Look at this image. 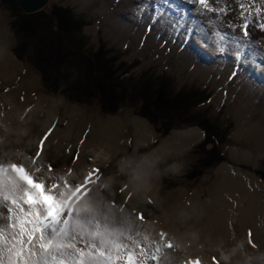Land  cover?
Listing matches in <instances>:
<instances>
[{
	"label": "rangeland",
	"instance_id": "374dc122",
	"mask_svg": "<svg viewBox=\"0 0 264 264\" xmlns=\"http://www.w3.org/2000/svg\"><path fill=\"white\" fill-rule=\"evenodd\" d=\"M104 1L49 0L46 13L51 18L53 11L68 6L74 17L73 21L79 23L82 39L79 33L77 38L84 45L76 52L74 44H70L71 40L67 41V38L63 39L66 34L61 32V40L55 37L48 44L40 47L35 45L31 50L33 52L28 54V47L27 52H21L16 35L15 16L9 12L10 3L0 0V57L5 55L9 59L7 66L0 64V87H3L0 89V107L6 109L5 104L10 107L6 109L7 114L0 115L5 127L13 133L10 138L0 136V178L4 180V186L0 190V203L13 197L21 198L25 190L11 178L13 165L26 167L42 181H60L63 184L59 189L60 202L67 209L68 215L62 223H54L51 241L56 245L64 244L65 249H61L60 256L65 259L66 264H74V261L79 264L76 261L79 251L76 249L77 244L98 245L97 250L108 249L111 257L106 259L91 255L85 258L84 264H117L115 249L119 250L120 245L127 246L128 242H131L129 247L132 249L139 248L143 243L149 252L156 254L155 264H169L170 259L178 261L183 256L199 259L202 264H214V259L218 264H264V158L245 160L232 154L234 149L247 148L251 138L254 145L258 139H262L264 146V121L256 124L255 131L248 133V139L246 134L235 135L241 128L237 116L238 106L252 95L253 89L242 98L230 96L232 83L237 75L232 73L225 79L223 66L210 70V74L205 73L206 68L196 69L195 63L200 62L201 57L196 52L190 53L187 50V45L194 36L192 37L190 31L189 34H183V30L187 28L184 23H179L176 27L174 41L172 39L169 48L166 51L161 50L160 42L167 44L169 40L164 35L171 20L159 22L161 26L157 31H152L151 27L152 24L156 25L155 19L164 13L162 10L156 13V18L148 17L143 24L140 19L134 18V24L129 27L119 12L120 0L105 8L108 13L118 11L112 14L113 22L107 21L106 14L98 10L103 7ZM250 4L255 13V2ZM261 4L263 6L264 1ZM263 18L264 15L261 19ZM17 19L21 20V16ZM145 27L149 28L148 34L143 33ZM171 35L172 31H169L167 36ZM71 37L72 35L68 39ZM163 37L165 40H162ZM180 37L181 44L175 47ZM219 44L214 50L232 55L239 63L241 60H253L257 57L252 53L249 43L237 44L239 46L236 45L238 49L235 53L227 43ZM63 50H73L76 54H67L61 66L64 70L65 65H69L70 77L75 79L77 88L82 90L84 87L83 93L78 94L70 88H64L60 81L66 75L62 77L60 66L54 70L51 81L47 78V71L54 64L53 60L56 62V58L60 57L59 51ZM89 60L98 67L94 75L90 74ZM100 62L109 76L99 69L102 68L99 66ZM262 62L259 63L260 66L264 64V60ZM108 67L111 70L108 71ZM114 71L117 72L115 78L118 79L110 74ZM143 73L155 77L154 82L160 78L170 80L172 103L176 105V108L169 107L173 108L170 117V109L166 110L165 105L156 108L152 101L146 100L143 93L133 88L127 89L119 97L124 89L119 86L122 85V79H128L127 86L132 87ZM159 83L163 81L160 80L157 85ZM20 85H26L30 90L22 88L20 93L24 97L17 99L15 93L19 91ZM193 92L201 99L197 105L189 109L178 105V98ZM107 94L110 97L107 100L109 103L103 101ZM31 97H34V101ZM71 110L75 111L73 129H69ZM257 111L254 108L249 110L242 122L246 123ZM34 112L38 115L35 120L32 117ZM141 113L149 117H144ZM194 116L196 120L191 118ZM202 117L209 126H216L209 138H206L204 130L195 125ZM133 118L147 123L152 134L148 143L136 146ZM173 119L175 122L190 124L181 128L170 126ZM43 121L44 124L46 121L44 128L38 125ZM247 127V124L243 126L241 133L246 132ZM198 128V137L189 145L171 150L152 161V166L148 164L151 153L175 131L186 132ZM50 129L54 131L45 144L43 155L33 160L32 155L37 152L41 138ZM112 133L117 138L115 151L107 150L105 145ZM21 135L24 138L19 139ZM12 137L16 139L12 140ZM77 155L79 159L74 160L73 157ZM217 155L218 159H213ZM48 165L55 171H44ZM223 165L231 167L236 186L247 187L245 204L251 214L254 210L253 218H250L245 228L242 225L243 230L239 229L237 219L228 222L232 228V232L228 229L230 233H226L221 226L210 230L207 226L210 219L199 210L205 207L204 200L212 195L221 199H232L231 195L234 193L219 195L215 192L221 182L217 181V170ZM92 168L100 169V176L83 194L79 189L74 190L65 183L83 184ZM241 181L243 184L239 185ZM255 197L260 201L257 204ZM133 211L142 212L147 218L146 221H136L132 217ZM1 219L8 223L2 214ZM161 231L175 247L172 250L162 248L157 253L156 248L159 245H154V241L159 240ZM179 233L183 237L181 241L177 239ZM227 234L230 236L229 243ZM88 251L91 252V248ZM120 251L123 253V248ZM44 258L45 254L41 253V260ZM123 260L124 257L121 256L119 264ZM149 260L150 258L143 262L134 257V264H149ZM51 264L58 262L52 261Z\"/></svg>",
	"mask_w": 264,
	"mask_h": 264
},
{
	"label": "bare ground",
	"instance_id": "6f19581e",
	"mask_svg": "<svg viewBox=\"0 0 264 264\" xmlns=\"http://www.w3.org/2000/svg\"><path fill=\"white\" fill-rule=\"evenodd\" d=\"M108 1H110V3H108ZM114 1L117 0H105L103 2V7H99L98 9L99 12L106 14V20L111 22H113L114 20L113 18L114 16L112 17V14L118 13V11H113L111 13H108L106 12L105 8L107 6L113 5ZM253 1L255 2L256 8L261 9L260 13L257 12L254 13L253 7H251L252 4H250V2ZM262 1L264 0H235V2L233 3V0H216V5H215L216 10L215 11L210 10L207 11L206 13L203 6L198 5V3L195 2V0H192V2H189V0H120L119 2L118 1L117 2L119 3V7H120L119 12L120 14H122L121 17H123V21H127L129 27H131L134 24L135 21L134 18L140 19L141 24H143L144 20L148 19V17L154 19L156 18L155 17L156 13H158L161 10H162L161 12H164L160 18L155 19L156 25L154 26L152 24L151 27L152 31H157L159 29L158 27L161 26L160 23H162V21H164L165 19L171 20L169 26L167 27V32L164 35V37L169 38V40L166 42L167 44H164L162 41L160 42V48L161 50L164 51H166L169 48V45L172 43V39L174 41V33L176 32L175 29L178 26V24L184 23L187 26V28L183 30V34L184 35L189 34L188 32L190 31L192 32V37L194 36L192 38V42L187 45V50L191 51L190 53L196 52L195 54H198L197 56L201 57L200 62L195 63L196 69L206 68L207 71L205 73L210 74L211 73L210 70L216 69L217 66H223L224 67L223 71L226 74L225 79H227L230 76V74L233 73V68L235 66V71L238 73V75L236 76L234 82L232 83L230 96L235 95L242 98L243 95L249 93L251 88L253 89L252 95L248 99L243 100L241 105L238 106L237 116L239 117L240 120L239 121L241 126L240 129H242L243 126H245L246 124L248 125L247 127L248 129L246 132L243 133H241V130L238 129L235 133L236 136H241L246 134L248 139V133L255 131L256 128L255 126L259 121L260 122L264 121V71L261 70L259 64V63H263L262 61L264 60V28H261L259 26V22L264 20V18L261 19L262 15H264V5L261 6ZM237 5H239L238 8ZM194 8L197 9V11L193 12ZM131 18L132 20H130ZM253 21L257 22L255 27H257L258 29L252 26L251 23ZM244 24H249L250 26L249 27L250 34L248 36H243L242 34ZM169 31H172V35L170 37L167 36V34H169ZM143 33L148 34L149 28L145 27ZM164 37L162 38V40H165ZM181 41H182L181 37L180 40L177 39V42L175 43V47L180 45ZM219 43L221 44L227 43V45L230 46L231 48L230 50L233 53H235L236 50L238 49L237 46L239 45L237 44L249 43L252 48V53H255L257 57H254L253 60L249 58L247 60H241L242 62L239 63L238 61H236V59H234L232 55L230 56L227 53L222 54L217 52L219 50H214L215 48H217ZM225 51L227 50L225 49ZM8 62L9 59L5 55L0 57V64L3 63L7 66ZM1 72L2 74H4V71ZM206 74L204 75L206 76ZM1 76L3 77V75ZM253 85L255 88L253 87ZM31 87H33V84L31 85ZM22 88L26 90H30L29 88L26 87V85H20L19 91L15 93V97L17 99H20V96L22 98L24 97L20 93V90ZM0 89L2 90L3 87L1 86ZM31 100L34 101V97H31ZM4 107L7 110L10 109L8 104H5ZM49 108L50 109L52 108L51 105H49ZM252 108H254L255 110L258 109V111L254 114L255 115L254 117L252 114L250 118L247 119V122L243 123L242 120L245 118L246 114ZM6 109L0 107V113L7 114L8 112ZM73 110H71L72 117L69 123V129L73 127V123H74L73 118L75 111L73 112ZM33 114L32 117L33 120H35V118L38 115L35 112ZM1 117L2 116L0 115V136L1 137L7 136L10 138L13 133L11 132V130H8L5 127L3 120H1ZM45 124L43 121V123H40L38 125L44 128ZM132 125H133L134 141H136V146H139L138 144L140 143L143 144L148 143L151 139L152 134L149 130L147 123L138 118H133ZM258 125H260V123ZM198 135H199L198 129H192L186 132L175 131L173 134H171L168 137L167 140L164 139L160 144V146L151 153V155L149 156L150 160L148 164L152 166L153 165L152 161H155L159 157L161 158L171 150H175L177 148L181 149L182 146L189 145L193 140H195L198 137ZM20 138L21 139L24 138L23 135H21L19 139ZM15 139L16 138L12 137V140ZM109 139L110 140L107 141L105 144L107 146L106 149L107 150L112 149L113 151H115L117 148L116 146L117 138L112 133L110 134ZM251 141L252 138L250 139L249 143H247L248 147L244 148V150L243 149L232 150V154H234L233 156L236 155L241 156L245 160L253 159V158L255 160H258L264 158V146L262 139H258L256 141L257 144L255 145L253 144V142L251 143ZM217 175H218L217 181L221 180V182L217 185L215 192H217L219 195H223L226 192L234 193V194L231 195L232 199H227V198L221 199V197L219 196L215 197L212 195L206 200H204L203 203H205V207L200 208L199 210L202 211L201 214L202 213L205 214L206 218L210 219L211 222L207 223L208 228L213 231L217 229L219 226H221V228L226 233H230L229 231L232 232V228L228 222L232 221V219H237L239 229H242V225H244L245 228L250 218H253V212H254L253 210L251 214V211L249 210L248 206L245 204L247 203V193H246L247 187L243 188L241 186L235 185V182L232 177V169L227 165H223L222 167H220L217 170ZM148 176L150 177L149 173ZM240 184H243V182L241 181L239 185ZM236 192H239L238 195L235 194ZM195 201L199 202L198 200ZM254 201L256 204L257 202H260L257 197H255ZM197 213L199 214V212ZM158 220L159 218L157 219V221ZM6 226H7V222L1 219L0 227L6 228ZM8 231H12V230L9 229ZM227 237H228L227 241L229 243L230 242L229 234H227ZM158 239H160V237ZM177 239L179 241L183 239L180 233L177 236ZM234 250L237 251V249ZM171 258H173V256H171ZM146 259H149V257L142 258L141 260L145 262ZM193 260L194 259L191 256L189 257L183 256L182 258L178 259V261H176L175 259H170L169 264H186V262Z\"/></svg>",
	"mask_w": 264,
	"mask_h": 264
},
{
	"label": "snow or ice",
	"instance_id": "6c2138e0",
	"mask_svg": "<svg viewBox=\"0 0 264 264\" xmlns=\"http://www.w3.org/2000/svg\"><path fill=\"white\" fill-rule=\"evenodd\" d=\"M189 2H192V0H189ZM195 2L203 6L205 13L210 10H216V0H211V3L210 0H195ZM234 2L235 0H233ZM238 7L239 5H237ZM195 11L197 9L194 8L193 12ZM255 11L260 13L261 9L256 8ZM256 23V21H253L252 26L255 27ZM259 26L264 28V20L259 22ZM249 27V24L243 25V36L250 34ZM260 67L264 71V64H261ZM233 74L238 75L235 71V66ZM53 131L54 129H50L41 138L37 146V152L32 155L33 160H37L38 157L43 155L45 144ZM73 159L78 160L79 156H74ZM44 171L54 172L55 169L48 165ZM11 173V178L25 190L21 198L13 197L0 203V214L5 216L8 221L6 228H0V264H51L52 261H57L58 264H66L65 259L60 256L61 249H65L64 244L56 245L54 241H51L54 223H62L63 219L68 215L67 209L60 202L61 193L59 189L63 187V184L58 180L55 182L51 179L42 181L26 167L19 165H13ZM67 174L66 172L65 175ZM99 176L100 169L92 168L85 177L83 184L77 185L67 181L65 183L74 190L79 189L80 193L83 194ZM3 186L4 180L0 178V190H2ZM33 192L36 194L33 195ZM133 218L140 222H144L147 219L142 212L136 213L135 211H133ZM17 224H19L18 228ZM9 229L12 231H8ZM46 233L47 235H45ZM159 236L160 239L154 241V245H159L156 248L157 253L162 248L167 250L174 249L175 245L167 239L163 231L159 233ZM249 236H251V233H249ZM130 243L128 242L127 246L120 245L119 250L115 249L117 264H119L121 256L124 257L123 264H134V257L136 260L149 257V264H155L157 260L155 253L149 252L143 243L136 249L130 248ZM77 248L79 251L76 255V261H79V264H84L85 258L91 255H96L98 258L111 259L108 249L97 250L98 245L84 244L80 246L77 244ZM89 248H91V252L88 251ZM121 248H123V253L120 251ZM41 253L45 254L43 261L41 260ZM81 253L83 255H80ZM186 264H202V261L196 259L188 261ZM214 264H218L215 259Z\"/></svg>",
	"mask_w": 264,
	"mask_h": 264
},
{
	"label": "trees",
	"instance_id": "16d2710c",
	"mask_svg": "<svg viewBox=\"0 0 264 264\" xmlns=\"http://www.w3.org/2000/svg\"><path fill=\"white\" fill-rule=\"evenodd\" d=\"M6 1L10 3L9 12L14 14L13 16H15V18L14 17L13 18L16 22V30H17L16 35L19 41L21 52H27L29 49L28 54H31L33 52L31 50L34 49L35 45L36 47L38 46L40 47L44 44H48L50 39L54 40L55 37L59 38V35L61 32H64L66 34L65 36H63V39L67 38L66 39L67 41L71 40L70 44H74V49H76V52H79L80 46L84 45L82 41L78 40L77 38L78 33L81 38L79 23L73 21L74 17L71 14L72 12L68 9V6H66V8L62 6L63 8L57 9L56 12L53 11L54 14H53V17L51 18V16H49L48 14H44V13L26 15L19 9V7L12 0H6ZM18 16H21V20L17 19ZM54 25H56V28L59 30L58 33ZM50 27L52 28V31ZM70 35H72V37L71 39H68ZM61 39L62 38H59V40ZM27 47L28 49L26 50ZM71 51H65V50H63L62 52L59 51L60 57L56 58V62L55 60H53L54 64H51L52 65L51 68L47 71L48 72L47 78L51 81L52 76H54V73H55L54 70L56 69L57 66H60L59 70H60L62 77L63 75H66L63 77L64 79L60 81L62 82V85L64 86V88L65 89L70 88L74 92L80 94L84 92V87L81 90V88H77L75 86L76 85L75 79L73 77H70V74L68 71L69 65H65V69L62 70V66H63L62 62H64L63 59L67 57L66 55L67 54L71 56L76 55L73 50ZM61 63H62V66H61ZM100 64L101 65L99 66L102 68H99V69H101L106 76H109V74L106 73L105 68H103V63L100 62ZM94 66H96L94 62H91V60H89L88 67L90 69V74H93V75L95 74V71L98 69L97 66H96V69L94 68ZM110 67L112 69L111 65ZM110 67H108V71L111 70ZM70 71H71V68H70ZM110 74H112V76L115 78V75L117 74V72L116 71H114V73L110 72ZM71 76H72V73H71ZM115 79H118V78L116 77ZM154 79L155 77L152 78L149 74L143 73V76L139 78L137 81H135V84H133L132 87H130V86H127L128 79L123 78L121 81L122 85L119 84V86L124 89L120 93L119 97L121 95L123 96V94H125L127 89L133 88L135 91L138 90L139 92L143 93L145 95L146 100H150V102L152 101V105H155L156 108L158 106L160 107L161 105H165L166 110L170 109L169 108L170 106L173 108H176V105L172 103L173 96L171 94V89H170V85H171L169 82L170 80L167 78H160V80H162L163 83L161 84L159 83L157 85V83L160 80L158 79L157 82H154L155 81ZM107 83H110V82H107ZM53 84L55 85V82H53ZM109 99L110 97L108 95L103 101H105L106 103H109L110 101H107ZM178 99L180 100V101H177L178 105H182L184 109H189V107L197 105L199 101L201 100L200 98H198V95L196 92H193L190 95L185 94L181 98H178ZM173 108L168 110L169 117H170V114ZM141 115L142 116L144 115V117L145 116L149 117L143 113H141ZM197 116L199 117V115ZM191 118H194L193 120H196L195 119L196 116L191 117ZM177 123H179L180 125H177ZM189 124L190 123L186 124L184 122L180 123L178 121L175 122V119H173V121H171L169 125L175 126V127L179 126L181 128ZM195 125L199 126L202 130H204L205 134L207 135L206 138H209L208 136L211 135V131H215L216 129L215 125L213 126L210 124L212 127L209 126L207 123V120L204 119L203 117L198 122H195ZM218 155L216 156L217 158L213 157V159L217 160Z\"/></svg>",
	"mask_w": 264,
	"mask_h": 264
},
{
	"label": "water",
	"instance_id": "95a60500",
	"mask_svg": "<svg viewBox=\"0 0 264 264\" xmlns=\"http://www.w3.org/2000/svg\"><path fill=\"white\" fill-rule=\"evenodd\" d=\"M12 1L19 7V9L24 14L27 15H33L37 13L47 14L46 11L49 7V0H12ZM167 26L169 25L167 24ZM200 132L203 133L202 130H200Z\"/></svg>",
	"mask_w": 264,
	"mask_h": 264
}]
</instances>
